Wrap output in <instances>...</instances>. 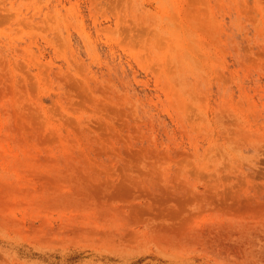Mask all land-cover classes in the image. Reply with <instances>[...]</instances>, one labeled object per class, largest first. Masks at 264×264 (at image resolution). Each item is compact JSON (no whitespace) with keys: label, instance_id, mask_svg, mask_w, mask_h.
Instances as JSON below:
<instances>
[{"label":"rangeland","instance_id":"obj_1","mask_svg":"<svg viewBox=\"0 0 264 264\" xmlns=\"http://www.w3.org/2000/svg\"><path fill=\"white\" fill-rule=\"evenodd\" d=\"M0 264H264V0H0Z\"/></svg>","mask_w":264,"mask_h":264}]
</instances>
